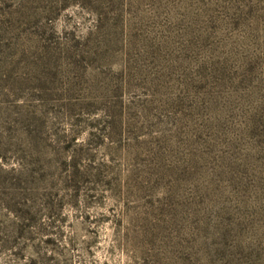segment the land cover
I'll return each mask as SVG.
<instances>
[{"label":"rangeland","instance_id":"1","mask_svg":"<svg viewBox=\"0 0 264 264\" xmlns=\"http://www.w3.org/2000/svg\"><path fill=\"white\" fill-rule=\"evenodd\" d=\"M0 264H264V0H0Z\"/></svg>","mask_w":264,"mask_h":264}]
</instances>
